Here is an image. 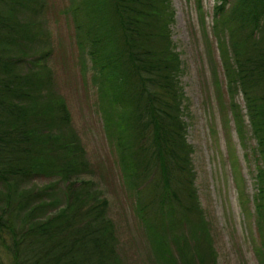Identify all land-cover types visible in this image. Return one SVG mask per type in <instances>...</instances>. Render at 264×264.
I'll return each instance as SVG.
<instances>
[{"label":"trees","instance_id":"obj_1","mask_svg":"<svg viewBox=\"0 0 264 264\" xmlns=\"http://www.w3.org/2000/svg\"><path fill=\"white\" fill-rule=\"evenodd\" d=\"M228 1L218 0L213 28H228L229 45L218 42L227 86L243 94L261 159L253 215L264 264V0ZM44 10V0H0V264H121L109 199L81 177L90 169L86 149L53 88ZM73 10L92 67L106 72L105 125L157 264H219L182 116L171 1L78 0ZM232 109L242 134L243 111L234 101ZM40 177L54 180L41 185Z\"/></svg>","mask_w":264,"mask_h":264},{"label":"rangeland","instance_id":"obj_2","mask_svg":"<svg viewBox=\"0 0 264 264\" xmlns=\"http://www.w3.org/2000/svg\"><path fill=\"white\" fill-rule=\"evenodd\" d=\"M44 1L45 10L39 19L52 48L48 63L53 71V88L67 102L89 163L88 173L81 177L94 180L109 199L121 264H157L148 227L138 215L135 189L125 182L118 150L105 125L99 81L106 72L101 75L96 64L92 67L89 41L83 46L80 43L73 10L78 0ZM170 1L174 12L170 31L182 62V116L192 149L204 229L212 235L219 264H263L255 251L260 234L253 215L261 159L243 94L236 89L231 92L227 86L218 42L227 47L230 35L227 27L220 32L213 28L219 2ZM228 2L231 7L235 0ZM226 21H220L219 27ZM233 101L244 114L242 134ZM127 106L131 110L132 103L127 101ZM53 180L40 177L35 182L43 185ZM169 244L173 247L172 242Z\"/></svg>","mask_w":264,"mask_h":264}]
</instances>
